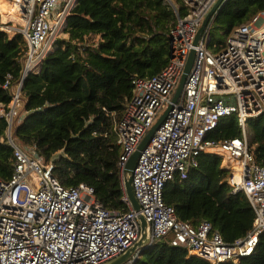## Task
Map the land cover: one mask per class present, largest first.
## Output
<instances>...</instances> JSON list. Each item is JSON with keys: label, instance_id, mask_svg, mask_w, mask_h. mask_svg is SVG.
I'll return each mask as SVG.
<instances>
[{"label": "built area", "instance_id": "2783aa9c", "mask_svg": "<svg viewBox=\"0 0 264 264\" xmlns=\"http://www.w3.org/2000/svg\"><path fill=\"white\" fill-rule=\"evenodd\" d=\"M9 1L25 21L24 29L14 34H23L27 50L20 80L15 82L9 73L2 85L11 102L0 103V115L8 125L7 139L1 136L0 141L14 149V170L9 179L0 177V264H101L139 237L137 212L126 193L122 200L130 209L110 210L97 199L93 186H64L55 174L53 159L47 160L35 145H22L13 137L25 106L24 79L53 48L54 36L63 30L77 0ZM166 1L175 7L177 18L170 30L172 53L158 74L132 79V96L114 126L121 149L118 167L123 176L131 154L173 104L133 172L136 197L151 223V244L168 242L211 264L238 262L255 252L264 233V166L249 147V121L264 113V11L219 42L211 35L213 17L196 44L197 32L217 0H182L185 15L172 0ZM0 30L11 28L0 19ZM192 50L195 62L183 94L173 103ZM232 116L241 127L240 135L213 138L221 123ZM203 153L222 157V166L231 172L228 182L233 192H245L255 210L253 228L234 242H227L209 220L194 225L180 219L176 208L164 199L166 186L176 177L187 178L191 169L199 167Z\"/></svg>", "mask_w": 264, "mask_h": 264}, {"label": "trees", "instance_id": "16d2710c", "mask_svg": "<svg viewBox=\"0 0 264 264\" xmlns=\"http://www.w3.org/2000/svg\"><path fill=\"white\" fill-rule=\"evenodd\" d=\"M185 15L182 0H172ZM264 11V0H227L211 28L226 38L237 26ZM175 7L166 0H77L62 30L39 68L24 79L25 106L13 137L55 162V174L66 186L86 183L107 208L127 211L118 167L121 154L114 130L132 96L135 76L161 72L170 58V30L176 21ZM99 36L96 43L89 39ZM226 40V39H225ZM224 40V41H225ZM213 47V42L210 44ZM27 50L22 33L10 37L0 30V103L11 102L2 87L10 73L20 80ZM7 121L0 115V137H6ZM249 147L264 166V113L249 121ZM236 116L222 122L212 134L224 139L239 136ZM222 157L203 153L200 165L187 178L170 182L166 203L180 219L198 225L209 220L227 242L245 237L253 228L255 210L243 191L233 192L230 170ZM14 170V149L0 141V177L9 179ZM133 264H211L186 248L160 243ZM264 264V233L255 252L238 262Z\"/></svg>", "mask_w": 264, "mask_h": 264}, {"label": "water", "instance_id": "95a60500", "mask_svg": "<svg viewBox=\"0 0 264 264\" xmlns=\"http://www.w3.org/2000/svg\"><path fill=\"white\" fill-rule=\"evenodd\" d=\"M223 0H217L214 6L211 8V10L207 13L206 17L204 18L202 25L200 26L195 43L197 44L199 39L202 37L203 33L207 29L209 23L211 22V19L213 17H217L220 10L219 9L216 12L217 7L221 4ZM216 12V13H215ZM215 15V16H214ZM172 41V39H170ZM172 53V47L170 48V55ZM196 58V51L192 50L189 54L186 66L184 68V71L182 73L180 82L177 86V89L175 91L174 97H173V103H176L178 99L183 94L184 86L187 80V77L193 67V64L195 62ZM173 108V104H170L168 108L158 117V119L155 121L153 126L149 129V131L146 133V135L141 140L140 144L138 145L137 149L131 154L128 161L126 162L124 169H123V176H122V183L124 187V192L127 195L129 204L131 208L137 212V219L140 225V234L138 239L127 249H125L120 254L116 255L115 257L101 263V264H130L131 262L134 263L136 260H138L148 249L154 248L155 245L151 244V223L148 220L147 216L142 211L141 204L139 200L136 197L135 191H134V185H133V172L137 164V160L142 152V150L151 142L156 130L159 128L161 123L164 121V119L169 114L170 110Z\"/></svg>", "mask_w": 264, "mask_h": 264}, {"label": "rangeland", "instance_id": "374dc122", "mask_svg": "<svg viewBox=\"0 0 264 264\" xmlns=\"http://www.w3.org/2000/svg\"><path fill=\"white\" fill-rule=\"evenodd\" d=\"M9 2H11V1H9ZM17 15L19 16V18H15V19L7 21V20H4L3 16L0 14V19L2 21L6 22V25L9 28H11V30H12V31L10 30L9 32H7L10 37L14 36V32H15L14 30H20L21 31V29H24V26H25V21H23L22 17L19 15V13H17ZM60 37H65V35L62 33V31H59V33H56V35L54 36V42L56 41L57 38H60ZM225 39H226V36L224 34V31L220 30V31H216L214 33V38H213L214 42L224 41ZM98 40H99V36H97V35H94V36H92L91 39H89V41L92 43L93 42L96 43ZM22 145H24V144H22ZM25 146H27V145H25Z\"/></svg>", "mask_w": 264, "mask_h": 264}, {"label": "bare ground", "instance_id": "6f19581e", "mask_svg": "<svg viewBox=\"0 0 264 264\" xmlns=\"http://www.w3.org/2000/svg\"><path fill=\"white\" fill-rule=\"evenodd\" d=\"M0 14L3 16V19L7 21L19 18L16 12V8L8 0H0ZM232 167L236 169L237 164H232Z\"/></svg>", "mask_w": 264, "mask_h": 264}]
</instances>
